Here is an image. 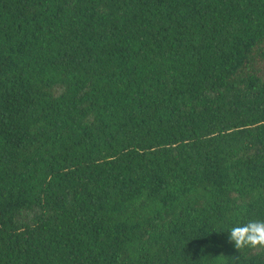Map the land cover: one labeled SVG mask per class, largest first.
Segmentation results:
<instances>
[{
    "label": "trees",
    "instance_id": "16d2710c",
    "mask_svg": "<svg viewBox=\"0 0 264 264\" xmlns=\"http://www.w3.org/2000/svg\"><path fill=\"white\" fill-rule=\"evenodd\" d=\"M264 0H0V264H264Z\"/></svg>",
    "mask_w": 264,
    "mask_h": 264
},
{
    "label": "clouds",
    "instance_id": "9594fccd",
    "mask_svg": "<svg viewBox=\"0 0 264 264\" xmlns=\"http://www.w3.org/2000/svg\"><path fill=\"white\" fill-rule=\"evenodd\" d=\"M229 242L235 249L242 251L246 248L264 249V220H248L237 224L228 231Z\"/></svg>",
    "mask_w": 264,
    "mask_h": 264
}]
</instances>
